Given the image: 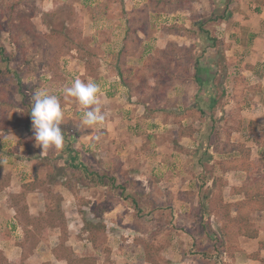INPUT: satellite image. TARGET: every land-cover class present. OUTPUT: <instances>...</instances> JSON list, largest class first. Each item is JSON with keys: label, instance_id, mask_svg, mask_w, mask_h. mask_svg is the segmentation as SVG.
<instances>
[{"label": "rangeland", "instance_id": "obj_1", "mask_svg": "<svg viewBox=\"0 0 264 264\" xmlns=\"http://www.w3.org/2000/svg\"><path fill=\"white\" fill-rule=\"evenodd\" d=\"M192 1L0 0V137H6V153L18 150L24 155L23 158L30 159L31 176L24 179L16 176L15 184L22 186L24 182V192L17 197L20 221L24 226L27 221H32L31 218L36 219L35 230L31 229L29 241H25L24 234L17 241L18 245L25 242V248L20 249L24 253L23 258H26L24 264H60L52 256L54 250L58 251L60 257L65 254L69 257L73 250L77 251L79 258H84V262L77 261V264H233L229 253L224 254L223 250H218L221 242L215 238L216 231L222 235L221 225L216 224L224 211L220 205V201H223L221 194L214 197L215 211L206 225H199L195 217L193 223L187 222L186 216L199 200L197 190L193 187L188 193L179 192L184 187L170 184L172 173L167 175V179L151 174L148 165L142 160L143 153L137 152L139 149H136L137 153L133 152L128 156L126 148L112 140L102 125L88 128L80 120L72 119V114H78L79 119V114L88 109L74 98L63 95V89L71 86L76 78L85 83L94 82L92 73L100 75L98 79L102 80V86L112 85L117 81L118 86L111 87L115 88L111 95H117L120 93V81L115 75L116 68L120 67L127 75L123 84L132 86L130 91L137 95L135 101L139 100L141 105L150 103V109L153 110L148 113L159 121H151V125L149 124L151 134L146 129L139 128L130 135L122 134L121 141L129 144L133 142L131 137L136 134L138 138H142L137 144L148 154L153 151V145L161 143L162 150L157 152L158 158L165 161L168 167L174 165L175 169L187 172L190 168L187 154L195 151V148L183 144V141L191 143L193 138L183 140V137L198 136L196 131L205 128V125L204 120L200 122V119H196L198 117L188 119L186 124L181 123L180 117L192 112V105L197 104L198 100L202 103L207 98L206 77L217 71L216 85H213L220 95V104H245L246 93L254 92L264 99V52L257 58H252V50L246 47L248 35L241 30L234 31L246 23V20H256L260 26V35L264 36V14L261 16L264 12V0H219L217 6L208 0L194 6ZM127 7L133 11L145 12L133 25L143 29L142 38H136L140 33L129 26L125 37L127 40L130 37L133 41L130 43V50L121 54L113 64L106 63L112 66L110 70V67L99 63L97 59L99 56L106 59V51L103 53L102 49L108 43L117 51L121 49L122 44L118 41L123 39L125 30L120 31L119 28L120 23L125 20L123 13H127ZM177 11H181L180 14ZM228 24H231L233 32L229 31ZM188 25L191 28L195 26L196 29L203 25L208 29L206 31L216 39L214 46L205 33L200 35L199 40L193 37L197 35L186 28ZM76 54L97 57L94 64H90L91 71L82 70L83 65H75V69H69L70 58L78 57ZM140 57V63H137L136 59ZM127 58L129 63L122 64L121 59L126 61ZM10 71H16L19 82ZM196 75L204 80L203 84L197 83ZM23 90L28 96L37 90L57 95L62 108L61 125H70L73 131L79 127L80 131L89 135L96 134L90 139L84 137L83 142L73 134L72 141L83 152L85 164L101 173H115L119 182L128 185L125 196L148 195L154 199L153 205L142 208L141 213H136L139 217L135 219L132 210L122 202L114 201L109 209L111 199L108 189L92 185L87 177L73 169L68 163L71 154H67L65 158L59 157L61 148L50 147L43 152L42 147L36 144L34 130H29L31 134L28 136L21 131L10 143V138L7 137L10 135V127H26L28 122ZM130 91L126 92V98L132 95ZM119 100L120 98L108 102L100 91L98 106L115 107L119 105ZM181 105L182 112L173 109ZM167 106L178 113L171 115L168 120L159 114ZM236 107L233 113L231 111L232 123L238 120ZM225 114L217 113V119L224 118ZM124 120L127 121V118ZM229 120L230 118L224 124V130L227 129ZM160 121L168 126H163ZM140 123L138 126L142 128L147 124L144 121ZM128 127L133 128L128 122H124L123 128L131 133L132 130ZM236 135L238 133H235V137ZM96 136H100V139L96 140ZM167 142L172 143L171 148L166 146ZM88 143L92 144L87 146ZM67 146L64 142L62 148ZM227 158L230 156L224 157ZM221 162H224L222 167L226 169H231L233 165L244 166L237 160ZM12 165L15 168L17 161L12 162ZM213 165L215 167L220 164ZM259 169L261 171L260 166ZM32 171L38 175H34ZM28 181L39 191L29 194V187L26 186ZM3 183H6L5 180ZM222 183L223 181L219 184ZM230 190L231 188L226 189L228 199L231 197ZM45 196L52 201V206L60 205V213L47 211ZM159 203H174L185 218H178L176 227L166 221L158 222L159 211L152 210ZM25 207L27 211L30 210L29 213ZM194 237L197 242L194 240L193 245L195 247L196 242L195 248L203 250V257H198V254L194 256V252L187 251ZM60 243L62 246H59ZM222 243L225 244L223 238ZM1 256L2 254L0 264H8L3 262ZM237 262L243 263L241 259Z\"/></svg>", "mask_w": 264, "mask_h": 264}, {"label": "crops", "instance_id": "obj_2", "mask_svg": "<svg viewBox=\"0 0 264 264\" xmlns=\"http://www.w3.org/2000/svg\"><path fill=\"white\" fill-rule=\"evenodd\" d=\"M126 2H128V0H126ZM200 2H204V0H193L191 3L195 4L194 6H199L201 5ZM126 10L127 13H123L125 20L123 23H120L119 28L120 31L125 30L123 39L118 41L122 44L123 48L121 47V49L117 51V49H115L113 45H111V43H108L106 47L102 49L103 53L105 51L107 53H104V57L106 59L100 56L99 59H97L101 64L107 65L106 63L111 62L113 64L115 60L119 59V56L121 54H123L130 48V43L133 41L130 40V37H128V40L125 37L126 33H128V30L130 29L129 26H132L133 30H135L136 33H140L136 35V38H142L141 34L143 29L141 27L139 28L133 25L139 20L140 16L145 14V12L142 10L133 11L129 9V7H127ZM177 12L178 14H180L181 11ZM190 14L191 13H189L188 21L190 18ZM263 14L264 12L261 14V16H263ZM250 15L254 17L253 14L250 13ZM141 25L142 24H140V26ZM228 25L230 29L229 31L233 32L231 24ZM186 28L192 29L189 25ZM239 30L246 32V34L248 35L246 47L247 49L252 50V58H257L258 55L264 52V36L260 35V26L256 22V20L254 22L246 20V23L242 24L238 29H234L235 32H238ZM96 58L97 57H84V55L72 57L69 61V69H75V65H83L82 70L89 72L92 69L90 64L93 65ZM139 60H141V57L139 59H136V62L140 63ZM124 62H126L127 65L129 63L128 58L126 61L121 59V63L124 64ZM107 66L110 67L111 70L112 66ZM116 70L117 74L115 75V78L117 77L118 81H120V93L117 94L118 96L115 94V96L111 95L112 92L115 91V88L112 89L111 87H117V81L115 84L102 86V80L98 79V76L100 75L92 73L91 76L94 82L98 81L96 83L100 86L101 94L105 96L108 102L113 100L116 101L120 98V100L117 101V104L119 105H116L115 107H101L102 113L105 116V120L102 126L109 133L108 136L112 138V140H115L117 144L123 146V148H126L128 156H130L133 152L143 153L142 160L146 165H148V168L150 169L152 175L160 176L161 178L164 177L167 179V175L173 174V179L171 180L170 184L174 183L179 186V188H181V186L184 187L182 189L183 191L179 192L188 193L192 191L193 187L194 190H197V197L199 198V200L197 204L190 209L188 216H186L188 218L187 222L193 223V218H196L197 216L202 218V213L205 214V218H211V216L213 215L212 212L215 211L213 206L214 197L216 196V194H221L223 196V201H220V205L221 209H224V211L220 219L217 217V219L219 220L216 221V224L221 225L223 232V239L225 243L223 253H229L230 261H232L233 264H264V166H261L264 163V99H262V96L258 93L255 94V92L249 94L246 93V103L242 105L234 104V106H230L229 104H220L219 99V102L214 106V110H211L212 103H209L207 106L201 107L203 112L205 113L204 117L201 115L200 110L198 109V105H192L194 107V110L192 112H189L187 116H181V123L189 122L187 121L188 119L198 117L196 119H200V122L201 120L202 122L204 120V125L206 126L205 128L198 129L196 131V133H198V136L191 135L183 137V140L193 138L191 143H185V141H183V144H189L188 146L190 148H195V151H191V153L187 154L190 162V168L187 172H185L184 170L175 169L174 165H170L168 167L165 161H161L158 158L159 155L157 154V152H161L162 150L160 148V146L162 145L161 143H156V146L153 145V151L149 152L148 154V152H143V150H141V148L137 144V142L141 141L142 138H138L136 134L131 137L133 142H128L129 144H125L123 140L121 141L120 137L122 136V134L130 135L133 133V131H138L139 128L146 129L147 132L151 134L152 131L148 128L149 124L151 125V121H159H157V118L148 113L150 112V110H153L150 109V103L145 102L141 105L138 102L139 100L137 102L135 101L137 95L136 93L130 91L132 86L130 87L128 83L123 84L124 80L127 79V75L122 71V69H120V67L116 68ZM211 75L217 76V73H211L210 76ZM262 88L264 91V83L262 85ZM129 91L133 96L131 95L130 98H126L125 94H128L126 92ZM207 92L209 94L214 91H212V89L209 87ZM200 93H203V91L200 90ZM119 95H123V97H120ZM250 99H254V101ZM235 106H237L236 108H238V120L237 122L235 121L234 123H232V119L230 116L232 115ZM181 107L182 105L174 107L173 109L175 111L182 112L183 109H181ZM173 109L169 108L168 106L164 107L161 109L162 112H159V114H161V116H164L165 119L168 120L171 115L178 114L175 113ZM219 112H224V114L226 112L224 118L217 119V113ZM77 115L78 114L74 113L71 115V118L81 121L82 114H79L81 115L79 119H77ZM125 117L127 118V121L124 120ZM229 118L230 123L228 127H226L227 129L224 130V126L227 124V119ZM116 121L119 123H116ZM143 121L147 124L142 128L138 126V123ZM122 122H128L130 126H133V128L128 127L132 130L131 133L123 128ZM160 123L162 124V121H160ZM162 125L166 126L167 124ZM207 125H213L212 129H209ZM73 126L76 127L75 125ZM78 128L74 130L73 133L74 136H76V138L78 139L80 138L82 142L85 140L84 137H88L86 139H90L93 137V135H96L95 133L89 135L87 134V132H82ZM80 129H82V127ZM29 130L30 129H28L27 126L23 127V125H20V127L12 126L10 127V135H8L7 137L10 138V143H12V138H16L17 134L21 131L25 132L27 136L31 134ZM199 131L205 133L207 131L213 132V134H210L211 139H208L202 143L200 141L201 137H199ZM75 132H77L76 135ZM235 133H238L236 137ZM6 141V137H0V253L5 257L8 264H24V259L26 258H23L24 253L22 254L20 249L22 250L23 248H25V242L18 245L17 241L21 240L23 234L25 241H29L31 229L32 231L35 230L34 221H36V219L31 218L32 221H27L24 226L20 221V205H18L17 197L24 192V182L22 186H16L17 184H15V178L16 176H18L24 179L31 176L30 159L23 158L24 155H22V153L18 150L10 152V154L6 153ZM91 144L92 143H88L87 146ZM171 144L172 143L167 142L166 146L171 148ZM239 145L245 146V153H241L237 150L236 147ZM73 149L80 153L81 161L84 162V154L75 142H73ZM136 149H139V151L135 152ZM69 154H71L70 159L74 157L72 153ZM226 156H230V158L224 159V157ZM220 157L223 159H220ZM15 158H18V160H15ZM227 160L231 162L233 160H237L241 164H246V166L237 167L233 165V167H230L231 169L223 168L222 164L224 162L222 163L221 161ZM14 161H17V165H15V168H13L12 165V162ZM107 161L109 162V165H111L110 159H108ZM214 163L220 165L214 167ZM212 165L213 169L211 170ZM259 166L261 167V171L259 169ZM32 173L35 175L33 171ZM178 177H181V179H179ZM10 179H13L14 181H10ZM3 180H5L6 183H3ZM176 181H180V183H177ZM221 181H223L224 184H219ZM25 184L27 183L25 182ZM227 188H231L229 194L233 198L229 196L228 199L226 197ZM146 190L148 191V189ZM35 191L39 190L35 189L31 192L34 193ZM69 191L72 192L73 190L70 189ZM31 192L28 193L30 194ZM74 198L76 199V197ZM45 199L46 206V196ZM205 200H207L209 204H206L207 202ZM146 201L150 203V207L153 205V202H155L154 199H151V197L149 196L146 197ZM258 202H261V204ZM242 203L243 206H245L247 209H254L253 207H255L256 210H252L249 214L248 210L241 209ZM251 205L253 207H250ZM145 206L148 207L149 205H143L142 208H144ZM176 206L177 205H174V203H172V205H169L168 203H159L158 207L167 208L168 211L166 210V214L170 213L167 216L172 215L171 212L174 211L175 217L173 215L172 217L178 219L183 215L180 211H178ZM203 208L208 209L209 212L207 213L203 211ZM129 209L132 210L134 219L138 218L136 212L132 208ZM29 211L30 210H28L27 212L29 213ZM183 217L185 218V216ZM240 229H242V232H240ZM189 237L190 236H188V240ZM59 246H62V244L60 243ZM35 252H37V250ZM75 254L78 255L77 251L73 250L69 258L66 254L62 257L58 256L57 250H54V252H52L53 258L60 264H71V260L75 257ZM238 259H241L243 263H238Z\"/></svg>", "mask_w": 264, "mask_h": 264}, {"label": "trees", "instance_id": "obj_3", "mask_svg": "<svg viewBox=\"0 0 264 264\" xmlns=\"http://www.w3.org/2000/svg\"><path fill=\"white\" fill-rule=\"evenodd\" d=\"M210 1L212 2V4L217 6V3H218L219 0H210ZM224 19H225V17H223L222 21H224ZM196 30H199V31H196ZM206 30H208V29H205L204 26L201 25L199 29H196V27L194 26L191 29L190 32H192L194 35H197V36H193V37H197L198 40H199L200 35L202 33H205L207 35L208 41L212 42V46H214L213 42H216V39L211 37L210 32L206 31ZM214 58H216V57L214 56ZM198 62L199 61H197V64L199 65ZM210 67H211V65H210ZM216 73H217V71H216ZM10 74L13 75L15 80H18L17 76L15 75L16 71H12V72L10 71ZM211 76L209 75V77H206L205 78V82L208 83V88L210 87L212 89V91H214V92H211V93L207 94V98L204 99V101H202V103L199 100L196 102L197 105H198V109L200 110V113H201V115L203 117L205 116V113L203 112L201 107L207 106L209 103H212L211 104V110H214V108H215L214 106L219 102V99H220L218 93H216L217 92L216 91L217 87H215L213 85V84L216 85V82H215L216 81V76H212V77ZM200 78L201 77H199V75H196V77H195V79L197 80V83L199 82L200 84H203L204 80H201ZM18 82H19V80H18ZM200 87L202 88V86H200ZM24 94H25V91L23 90V97H24ZM31 96H32V94H30V96H28L27 93H26L25 94V98H24L25 99L24 102H27V106L26 107H27V116H28L27 119H28V122L26 123V126H27L28 129L33 130L32 122H31V116H30V111H31V106H32ZM207 126H208L209 129H212L213 125H207ZM60 127H61V130L63 132L64 141L67 143L68 146L65 147V149H64V147L63 148L61 147V151L59 152V157L65 158V156L67 154L72 153L74 157L71 158L70 161L68 162L71 165V167L73 169H75L76 171L81 172L82 176L87 177L92 185H94L96 187L108 189V192H109L108 196L111 199L110 203L108 204L109 209L112 208V205H113L114 201H119V202H122L124 205L128 206L129 208H132L138 214V213H141L143 205H146V204L150 205V203L148 201H146V196H148V195L145 196L143 194V196H142L140 194L139 195L135 194V195H132V196H125V193L128 190V185L124 184L122 182H119V179H118V177H117V175L115 173L105 172V171L101 173V172L97 171L95 168H93L92 166L86 165L85 162L81 161L80 153L73 149L72 137H73V134H74L73 132L74 131H73L72 127L70 125H66V126L65 125H60ZM211 133L213 134V132H209V131H207L206 133L199 131V137H201L200 141L203 143L206 140L211 139L210 138L211 137L210 136ZM236 148L241 153H245L246 152L245 146H243V145H239ZM243 165L246 166V164H244V163H243ZM35 175H38L37 172H35ZM32 184L33 183H28L26 185L27 187H29L28 192H31V191L35 190L32 187L33 186ZM51 203H52V201L48 200V198H47V205H46L47 211L48 210H50V211L53 210L54 211L53 213H55V212L57 213V211H58V213H60V210H61L60 209L61 208L60 205L56 206V204H54L52 206ZM258 203L261 204V202H258ZM244 204H246V203H244ZM261 206H263V205H261ZM250 207H253V206L251 205ZM253 208L255 209V207H253ZM257 208H259V207H257ZM260 208H262V207H260ZM241 209L242 210L243 209L248 210L249 214H250V212L252 210H254V209H250V208L247 209L245 206H243V203L241 205ZM25 210L27 211V207H25ZM166 210H167V208L158 207L157 206L155 209L152 210V212L153 211H159V214H158L159 218L157 219L158 222L166 221L172 227H176L178 223L176 221L177 219L174 218L175 217L174 216V211L171 212V214L174 217H172V215H170L168 217L167 214H166ZM203 211H205L207 213L209 212L208 209H206V208H203ZM197 215H199V214H197ZM202 215H203L202 218H200L199 216H197L196 218L198 219L199 225H201V224L206 225L208 220H209V218H205L204 217L205 216L204 213H202ZM240 232H242V229H240ZM215 238L217 240H220V242H221L220 246H218V250L219 251L224 250V244L222 243L223 232H222V235H221V233H217V231H216L215 232ZM195 239H196L195 237L192 239L191 244H189L190 248L187 251L190 250V252H194L195 253V254L194 253H191V254H194V256H197V254H198V257H200V255L202 256L204 254V252H202L203 250H201V249L195 248L196 247V242H197ZM194 240L196 241L195 242V247L193 245L194 244ZM147 245H149V243H147ZM0 255H1V253H0ZM189 256H191V255L189 254ZM1 257L3 259V262L7 263V260L5 259V257L3 255ZM77 261L79 263L81 261L84 262V258H79V256L75 254V257L71 260V264H77ZM215 264H221V263H215Z\"/></svg>", "mask_w": 264, "mask_h": 264}, {"label": "clouds", "instance_id": "obj_4", "mask_svg": "<svg viewBox=\"0 0 264 264\" xmlns=\"http://www.w3.org/2000/svg\"><path fill=\"white\" fill-rule=\"evenodd\" d=\"M100 91L97 83L92 81L85 83L79 78L74 79L71 86L63 89L65 97L74 98L76 102L88 109L81 117L83 126L93 128L102 125L105 120L98 106ZM31 101L30 116L36 144L42 147L43 152L50 147L61 148L64 136L60 127L62 108L58 96L37 90L32 94ZM95 139L99 140L100 136H96Z\"/></svg>", "mask_w": 264, "mask_h": 264}]
</instances>
